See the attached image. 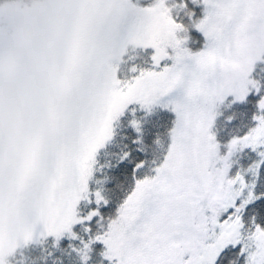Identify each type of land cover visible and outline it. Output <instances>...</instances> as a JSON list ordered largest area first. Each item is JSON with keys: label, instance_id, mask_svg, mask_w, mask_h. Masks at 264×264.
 <instances>
[{"label": "snow or ice", "instance_id": "6c2138e0", "mask_svg": "<svg viewBox=\"0 0 264 264\" xmlns=\"http://www.w3.org/2000/svg\"><path fill=\"white\" fill-rule=\"evenodd\" d=\"M202 3L196 27L207 42L193 54L177 38L184 28L166 0L149 8L131 0H0V148L18 139L24 145L22 163L0 174V264H8L13 242L33 240L39 224L59 240L84 222L77 207L89 199L95 157L112 139L114 121L131 104L151 111L164 99L176 116L166 158L152 178L137 180L118 218L92 243L106 246L110 264H216L224 249L243 242L247 264H264V228L242 237L241 214L257 197L249 191L237 206L248 185L242 175L228 179L235 152L264 147V100L258 125L232 140L228 156H219L211 132L218 103L260 91L249 76L264 58V0ZM129 45L154 49L157 70L122 85L117 65ZM167 60L173 63L161 67ZM95 197L100 205L101 193Z\"/></svg>", "mask_w": 264, "mask_h": 264}, {"label": "trees", "instance_id": "16d2710c", "mask_svg": "<svg viewBox=\"0 0 264 264\" xmlns=\"http://www.w3.org/2000/svg\"><path fill=\"white\" fill-rule=\"evenodd\" d=\"M134 2L136 7L149 8L158 0ZM168 5L173 9V19L186 28L183 32L189 38L190 49L197 53L203 51L207 41L196 27L205 15L202 0L195 4L192 0H178V3ZM154 55L152 48L129 46L128 54L118 70L119 80L128 83L141 71L157 70L152 59ZM165 64L169 66L171 61H163L161 67ZM252 76L258 82L260 91L250 94L243 102L225 101L214 120L211 132L220 146L221 158L228 156L229 148L226 146L232 140L248 135L257 125L259 102L264 99V64L260 63ZM175 120V113L162 106L156 105L149 111L140 104L130 105L115 122L112 139L97 152L93 175L88 182L89 199L82 200L77 207L78 218L84 222L72 227L76 238L61 236L57 240L56 237H47L38 243H23L11 255L9 264H110L104 255L106 246L92 241L104 235L110 222L118 218L119 208L134 191L137 180L152 178L156 174L155 169L163 164L171 146ZM134 123L140 125L139 132ZM126 153L129 154L128 158L123 159ZM235 153L230 157L228 178L244 176L245 182L253 186V193L257 197L244 207L242 214V237L246 240L257 226L264 228V160L261 161L258 150L251 148L242 150L238 155ZM141 164L143 167L138 168ZM257 165V176L253 177L251 171ZM96 192L103 197L100 205L96 203ZM93 211H98L99 215L88 221L87 217ZM86 244L90 246L87 251L90 256L84 262L79 254L85 251ZM242 251V244L229 246L217 258L216 264H247V257Z\"/></svg>", "mask_w": 264, "mask_h": 264}, {"label": "rangeland", "instance_id": "374dc122", "mask_svg": "<svg viewBox=\"0 0 264 264\" xmlns=\"http://www.w3.org/2000/svg\"><path fill=\"white\" fill-rule=\"evenodd\" d=\"M174 2H177L178 3V0H166V6L170 9V7H169V3L171 4V5H174ZM131 3L133 4V5H135L136 6V3L134 2V0H131ZM158 2H156L153 6H155L156 4H157ZM142 8H144V7H142ZM173 9H171V14L173 15ZM184 28V31L186 30V28L185 27H183ZM177 38L178 39H181V40H185L186 41V43L184 44V47H186L189 51H191L193 54H196L197 52H193L191 49H190V47H189V38H188V36H187V34L186 33H184L183 31H180L179 32V35L177 36ZM129 46H131V45H129ZM129 46H128V48H129ZM169 51V55L171 56V55H174V52H173V50H171V49H169L168 50ZM126 54H128V49H127V52H126ZM126 54L121 58V61L120 62H118V70H119V68H120V66H121V64H122V61H123V59H125V57H126ZM171 61V60H170ZM173 63V61H171V64ZM264 64V58H262L261 60H258L256 63H255V65H254V67H253V71L251 72V74H250V76H249V79H251V80H253L258 86H259V84H258V82L253 78V73L255 72V68L259 65V64ZM170 64V65H171ZM169 65V66H170ZM117 78L119 79V77H118V72H117ZM122 83V82H121ZM123 84H125V83H122V85ZM252 93H257V91H256V89L255 88H250V91H249V95L250 94H252ZM248 95V96H249ZM247 96V97H248ZM262 100H264V99H262ZM225 101H231V102H241V101H238V100H236V97L234 96V95H229V96H227L225 99H224V101L223 102H220V103H218V105H217V107H216V109H215V113H216V115H215V119H216V117H217V114H218V112H219V109H220V107L225 103ZM261 101V100H260ZM167 103V99H164V100H162L159 104H157V106H162V107H164L163 105L164 104H166ZM260 103V102H259ZM134 104H137V103H134ZM131 105H133V104H131ZM130 106V105H129ZM128 106V107H129ZM156 106V105H155ZM164 108H166V107H164ZM167 109H169V108H167ZM127 110V109H126ZM125 110V111H126ZM260 110V109H259ZM124 111V112H125ZM259 115H261V112H259V114L257 115V116H259ZM118 119V118H117ZM117 119L114 121V123H113V127H114V124H115V122L117 121ZM214 119V120H215ZM256 121H257V125H258V120L256 119ZM256 125V126H257ZM255 126V127H256ZM254 127V128H255ZM243 138V137H242ZM241 139V138H240ZM232 142V141H231ZM231 142L226 146V148H229V145L231 144ZM244 149H246V148H244ZM244 149H242V150H244ZM242 150H239V151H237L235 154H240L241 152H242ZM258 151H259V157L261 158V161L262 160H264V156H261L260 155V153L261 152H264V147H261V148H258L257 149ZM99 151V150H98ZM237 154V155H238ZM231 164V163H230ZM218 168L219 167H222L223 165H222V163H217V165H216ZM251 175L253 176V177H255V176H257V168H254L252 171H251ZM228 179H230V178H228ZM247 183V182H246ZM247 185H248V187L244 190V194H243V196L242 197H240L238 200H237V206H240L241 204H243V202H244V200L245 199H247V196H248V192L249 191H251L252 193H253V186H251L249 183H247ZM238 187V186H237ZM254 194V193H253ZM245 209V208H244ZM244 211V210H243ZM234 212H235V209L233 208V209H229L226 213H223L222 214V216H221V222L224 220V219H226L229 215H232V214H234ZM242 214H243V212H242ZM241 214V215H242ZM78 216V215H77ZM83 220V219H82ZM74 226V225H73ZM217 234H219L218 233V231H217ZM62 236H69V237H71V238H73V236H75L74 234H73V231H72V229H71V232H65ZM47 237H55V236H48L47 234H46V230H45V228H44V226H43V224H39V225H37V227H36V230H35V234H34V238H33V240L31 241V242H29V243H38L40 240H42V239H44V238H47ZM76 238V237H75ZM23 244V242H21V245ZM242 244V250H243V247H244V245H243V242L241 243ZM20 245V246H21ZM229 246H232V245H229ZM228 246V247H229ZM84 253V252H83ZM83 253H81L80 252V254H79V256H80V258H81V260H83L84 262H85V260H84V255H83ZM245 255H246V257H247V253H244ZM87 256H88V259H87V261L89 260V254H88V252H87ZM10 257L11 256H9L8 258H7V261H8V264H9V260H10ZM187 258V257H186ZM106 259V258H105ZM107 260V259H106ZM86 261V262H87Z\"/></svg>", "mask_w": 264, "mask_h": 264}, {"label": "clouds", "instance_id": "9594fccd", "mask_svg": "<svg viewBox=\"0 0 264 264\" xmlns=\"http://www.w3.org/2000/svg\"><path fill=\"white\" fill-rule=\"evenodd\" d=\"M156 11H158V9ZM181 63H183V60ZM217 105L215 106V109ZM44 114L45 105L43 100H41V102L34 108V119L39 122L44 118ZM23 151L24 145L22 140L18 139L12 143L5 142L3 147L0 148V174H3L5 177H7L12 170L16 169L22 163ZM5 240H7L6 233ZM20 245V242H13L9 251L15 252Z\"/></svg>", "mask_w": 264, "mask_h": 264}]
</instances>
